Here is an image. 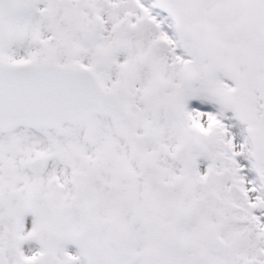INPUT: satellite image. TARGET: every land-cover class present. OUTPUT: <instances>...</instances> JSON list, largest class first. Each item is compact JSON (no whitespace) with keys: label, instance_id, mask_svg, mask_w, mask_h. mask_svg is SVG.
<instances>
[{"label":"rangeland","instance_id":"1","mask_svg":"<svg viewBox=\"0 0 264 264\" xmlns=\"http://www.w3.org/2000/svg\"><path fill=\"white\" fill-rule=\"evenodd\" d=\"M2 1L0 62L120 110L0 135V264H264V0Z\"/></svg>","mask_w":264,"mask_h":264},{"label":"water","instance_id":"2","mask_svg":"<svg viewBox=\"0 0 264 264\" xmlns=\"http://www.w3.org/2000/svg\"><path fill=\"white\" fill-rule=\"evenodd\" d=\"M0 0V20H1ZM189 31L197 40L206 35V25L198 21ZM116 99H111L82 71L49 66L40 69L30 65L0 64V133L17 127L50 128L65 121H74L86 112L117 110ZM43 159L31 166L40 169ZM12 168L5 170L8 178ZM174 249L176 243H169Z\"/></svg>","mask_w":264,"mask_h":264}]
</instances>
